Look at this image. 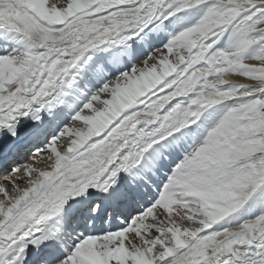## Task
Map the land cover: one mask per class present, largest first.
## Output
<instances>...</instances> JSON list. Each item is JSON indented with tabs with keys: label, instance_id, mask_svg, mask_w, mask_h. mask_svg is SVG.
I'll list each match as a JSON object with an SVG mask.
<instances>
[{
	"label": "snow or ice",
	"instance_id": "1",
	"mask_svg": "<svg viewBox=\"0 0 264 264\" xmlns=\"http://www.w3.org/2000/svg\"><path fill=\"white\" fill-rule=\"evenodd\" d=\"M0 264H264V0H0Z\"/></svg>",
	"mask_w": 264,
	"mask_h": 264
},
{
	"label": "bare ground",
	"instance_id": "2",
	"mask_svg": "<svg viewBox=\"0 0 264 264\" xmlns=\"http://www.w3.org/2000/svg\"><path fill=\"white\" fill-rule=\"evenodd\" d=\"M243 82V81H242ZM42 167V168H46L48 165L46 163H41L39 164V167ZM24 185H21V187H23Z\"/></svg>",
	"mask_w": 264,
	"mask_h": 264
},
{
	"label": "rangeland",
	"instance_id": "3",
	"mask_svg": "<svg viewBox=\"0 0 264 264\" xmlns=\"http://www.w3.org/2000/svg\"><path fill=\"white\" fill-rule=\"evenodd\" d=\"M242 82V81H241ZM38 167H39V165H38ZM41 167V166H40ZM42 168V167H41Z\"/></svg>",
	"mask_w": 264,
	"mask_h": 264
}]
</instances>
